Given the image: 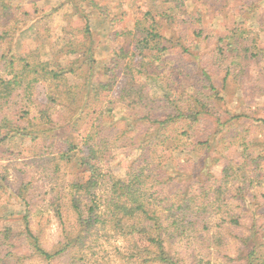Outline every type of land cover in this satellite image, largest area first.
Segmentation results:
<instances>
[{
    "label": "trees",
    "instance_id": "obj_1",
    "mask_svg": "<svg viewBox=\"0 0 264 264\" xmlns=\"http://www.w3.org/2000/svg\"><path fill=\"white\" fill-rule=\"evenodd\" d=\"M83 1L104 14V7L96 0H73L76 20L63 27L69 36L64 49L67 48L68 54H91V61L95 63L91 16L79 7ZM165 1L174 3L173 10L177 12L187 2ZM6 9L8 11L0 16L3 24L7 15L16 19L12 5H6ZM20 10V7L14 8L19 15L15 26L7 29L4 25L0 29V45L7 44L6 51L0 54V204L9 184L4 172L9 163L7 166L2 163L9 158L8 154L14 153L8 150L6 142L16 136L28 138L31 142L28 152L34 157H44L46 161L42 165L48 166L44 171L50 167L45 173V179L54 184L46 190L49 205L61 220L65 215L71 217L72 224L65 233L76 235L57 249H49L42 243L40 235L30 227L34 180L25 177L22 170L18 172L15 195L27 206L24 228H0V264L18 261L22 247L27 254L43 261L67 254L72 262L80 260L79 264H84L85 257L77 249L90 233L120 236L128 243L123 254L127 263L183 264L176 247L180 239L188 237L187 233H216L210 232L212 212L228 200L233 181L247 177L246 171H239L240 166L236 170L228 164L221 177H216L212 169V164L220 160L216 157L201 160L197 178L186 176L184 163L173 161L176 153L184 156L211 148L210 135H203L204 124L208 118L215 121V114L210 112L216 109L219 95L210 65H204L197 58L198 86H188L181 91L171 87L175 80L170 79L179 77L176 68H172L165 81L169 92L153 96L146 79L150 75H162L151 70L162 63L163 54L169 49L168 39L158 15L150 8L141 7L132 29L114 33L115 36L128 35L129 45L112 50L107 79H95L91 85L90 82H71L68 74L77 76V70L84 63L77 68H64L44 60L39 49H24L21 53L12 50V31L24 23ZM161 15L177 22L176 16L168 11ZM201 34L199 31L196 36ZM242 41L237 35L218 39L217 56L224 60L228 75L243 74L239 75L236 69L242 63L243 50L249 51L248 46H242ZM176 44L186 51V45ZM15 96L23 97L25 109L9 107ZM119 105L129 111L125 126L113 120V111ZM220 120L221 117L216 116V122ZM63 125L74 133V139L46 131L47 126ZM137 143L141 148L138 158L129 162L123 177L114 175L110 171L113 153ZM242 144L247 147L244 141ZM185 157L187 154L183 160ZM64 162L81 163L89 177L68 181L61 171ZM52 175H58V179L51 181ZM176 177L182 180L176 182ZM246 180L242 178L240 185L243 186H236L238 194L245 190ZM193 264L202 263L195 260Z\"/></svg>",
    "mask_w": 264,
    "mask_h": 264
},
{
    "label": "rangeland",
    "instance_id": "obj_2",
    "mask_svg": "<svg viewBox=\"0 0 264 264\" xmlns=\"http://www.w3.org/2000/svg\"><path fill=\"white\" fill-rule=\"evenodd\" d=\"M96 1L104 7V14L93 9L88 1L80 2L79 6L91 16V43L94 46L95 63L91 61V54H68L67 48L64 49L69 36L63 27L70 26L76 20V16H73V0H0V16L8 11L6 5H12V13H15L16 19H19V15L14 8L20 7L19 12L23 14L24 23L12 31V50L21 53L24 49H39L44 60H49L53 65L60 64L64 68H77L84 63L77 70V76L68 74L71 82H90L91 85L95 79L105 81L112 50L127 48L129 45L128 35L115 36L114 33L132 29L139 8H150L162 22L169 47L163 54L162 63L151 70L161 72L162 75H150L146 79L153 96L169 92L170 87L165 81L172 68H176L179 77L170 79L175 80L171 87L181 91L188 86H198V59L204 65H210L219 95L216 98V109L210 112L215 114V121L208 118L204 124L206 132L203 135H210L211 148L199 153H185V160V155L176 153L173 161L184 163L186 176L193 178L200 176L201 160L214 157L220 158L217 163L212 164L213 167L210 165L215 176L226 164L236 167V170L240 166L239 171H246L247 174V177H239L240 179L233 181L228 200L223 201L226 204L222 203L212 212L210 232L216 233H187L188 237L180 239V244L176 247L183 259L182 263L193 264L198 260L202 264H264V122L260 120L264 119V0H187L185 7L178 12L173 10L174 3L170 4L165 0ZM166 11L175 15L180 24L163 17L161 14ZM16 19L7 15L5 24L0 21V29L4 25H7V29L15 26ZM199 31L202 34L196 36ZM227 35H237L239 41L243 40L242 46L249 47L248 52L243 50L242 63L236 66L239 75L243 72L238 77L228 75L224 60L217 56L218 39ZM178 42L186 45V51L177 46ZM6 48L7 44H1L0 54ZM14 98L15 101L10 102L9 107L25 109L23 97ZM31 112L34 115L35 109L32 108ZM128 113L124 106L119 105L113 111V120L125 126ZM216 116H220L221 120L216 122ZM46 131L74 139V133L68 127L65 128V125L47 126ZM243 141L247 147L243 146ZM30 146V139L21 136L6 142L8 150L14 153L8 154L9 158L2 163L5 166L9 163L4 171L7 172L9 184L6 187L8 192L0 204V228H24L23 216L27 206L15 195L18 175L23 170L25 177H33L35 187L30 209V227L40 235L47 248L57 249L76 233H65V229L72 224L71 217L65 215L61 220L49 205L50 197L46 195V190L54 184L45 179V173L50 167L44 171L48 166L42 165V162L46 160L28 152ZM140 150V144L137 143L115 151L111 157L110 171L123 177L127 165L138 158ZM245 162L246 165H242ZM168 165L172 167L171 163ZM61 171L68 181L89 177L88 170L79 162L61 163ZM52 176L51 181L58 179V175ZM242 178H247L245 190L238 194L236 186L242 184ZM179 179L182 180L176 177L175 181L178 182ZM127 249L128 243L116 233H90L77 250L85 257L84 264H140L125 262L123 254ZM79 263L80 260L72 262L67 254L55 260L43 261L27 254L22 247L20 259L14 264Z\"/></svg>",
    "mask_w": 264,
    "mask_h": 264
},
{
    "label": "crops",
    "instance_id": "obj_3",
    "mask_svg": "<svg viewBox=\"0 0 264 264\" xmlns=\"http://www.w3.org/2000/svg\"><path fill=\"white\" fill-rule=\"evenodd\" d=\"M221 173H222V171H220V173L216 174V177H220L221 176Z\"/></svg>",
    "mask_w": 264,
    "mask_h": 264
}]
</instances>
